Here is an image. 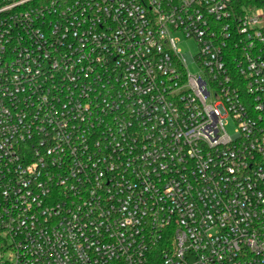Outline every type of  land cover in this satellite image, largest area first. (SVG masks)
<instances>
[{"label":"built area","instance_id":"obj_1","mask_svg":"<svg viewBox=\"0 0 264 264\" xmlns=\"http://www.w3.org/2000/svg\"><path fill=\"white\" fill-rule=\"evenodd\" d=\"M0 264H264V0H0Z\"/></svg>","mask_w":264,"mask_h":264},{"label":"rangeland","instance_id":"obj_2","mask_svg":"<svg viewBox=\"0 0 264 264\" xmlns=\"http://www.w3.org/2000/svg\"><path fill=\"white\" fill-rule=\"evenodd\" d=\"M179 47L182 49L183 54H187V55L189 53L195 55L198 50L196 42L193 39H186L184 36H182V41L179 43ZM188 66L190 68V71H192L193 73L197 72L198 66L191 58L188 61ZM227 121L228 123L226 128L228 132L232 134L234 133L236 123L231 117H228Z\"/></svg>","mask_w":264,"mask_h":264}]
</instances>
